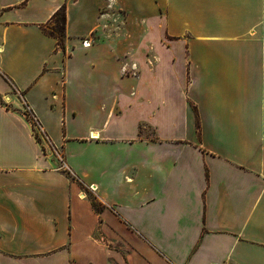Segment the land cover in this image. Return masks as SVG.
Here are the masks:
<instances>
[{
    "label": "crops",
    "instance_id": "obj_1",
    "mask_svg": "<svg viewBox=\"0 0 264 264\" xmlns=\"http://www.w3.org/2000/svg\"><path fill=\"white\" fill-rule=\"evenodd\" d=\"M0 8V264H264V0Z\"/></svg>",
    "mask_w": 264,
    "mask_h": 264
},
{
    "label": "trees",
    "instance_id": "obj_2",
    "mask_svg": "<svg viewBox=\"0 0 264 264\" xmlns=\"http://www.w3.org/2000/svg\"><path fill=\"white\" fill-rule=\"evenodd\" d=\"M4 9L0 8V15ZM64 27H65V6H62L50 19V22H48L46 25L43 26V31L53 37L57 38V44L58 47L63 49V40H64ZM1 101V96H0ZM26 115V117H29L26 112H22ZM35 137L37 141L39 142V138L37 134H35ZM92 200V206L94 208H98V205L95 203L93 199Z\"/></svg>",
    "mask_w": 264,
    "mask_h": 264
},
{
    "label": "built area",
    "instance_id": "obj_3",
    "mask_svg": "<svg viewBox=\"0 0 264 264\" xmlns=\"http://www.w3.org/2000/svg\"><path fill=\"white\" fill-rule=\"evenodd\" d=\"M89 45V42L88 41H84L83 43H82V46H84V47H87Z\"/></svg>",
    "mask_w": 264,
    "mask_h": 264
},
{
    "label": "rangeland",
    "instance_id": "obj_4",
    "mask_svg": "<svg viewBox=\"0 0 264 264\" xmlns=\"http://www.w3.org/2000/svg\"><path fill=\"white\" fill-rule=\"evenodd\" d=\"M31 121H32V123L34 124V121L31 119ZM34 126H35V124H34ZM34 130L36 131V133H38V130H37V128H34Z\"/></svg>",
    "mask_w": 264,
    "mask_h": 264
}]
</instances>
